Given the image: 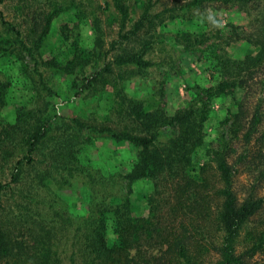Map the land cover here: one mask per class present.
Instances as JSON below:
<instances>
[{
  "label": "trees",
  "instance_id": "obj_1",
  "mask_svg": "<svg viewBox=\"0 0 264 264\" xmlns=\"http://www.w3.org/2000/svg\"><path fill=\"white\" fill-rule=\"evenodd\" d=\"M15 1L23 20L0 11V55L20 63L31 94L11 122L0 119V264H264V0H44L30 15L38 0ZM232 9L244 25L217 14ZM65 11L72 27L88 23L90 49L75 39L67 59L43 60L51 22ZM168 23L182 28L168 29L167 41L159 29ZM68 31L61 24L63 39ZM163 44L174 58L164 48L155 58ZM162 66L153 108L124 91L129 77ZM52 74L68 77L75 99L111 76L117 121L59 114ZM170 85L187 95L180 106H169ZM9 86L0 78V109ZM99 138L125 142L128 163L102 171L82 162ZM139 180L150 188L137 214ZM76 184L78 208L61 197Z\"/></svg>",
  "mask_w": 264,
  "mask_h": 264
},
{
  "label": "rangeland",
  "instance_id": "obj_2",
  "mask_svg": "<svg viewBox=\"0 0 264 264\" xmlns=\"http://www.w3.org/2000/svg\"><path fill=\"white\" fill-rule=\"evenodd\" d=\"M30 0H27V2ZM44 0H38V3H28L29 15L32 13L34 8L38 4L42 3ZM135 0H129L130 3H133ZM15 0H4L0 4V11L5 19L21 22L22 16L18 15V11L14 7ZM31 12V13H30ZM132 17L137 14V10L133 9ZM222 22L229 18L236 24H245L246 18L243 13H236L234 9L232 11H217ZM61 24H67L69 31L68 37L63 39L59 33ZM75 24V18L71 11H65L60 13L56 18L51 22L49 33L46 36L41 48L40 54L43 60L55 59L58 61H63L70 56V46L73 40L77 39V45L87 51L90 49L92 42V32L89 29L88 23L86 21L77 22L76 27H72ZM189 25V24H188ZM186 25L188 28H190ZM185 27V24H184ZM176 28H182V25L179 26L177 23H168L166 27L159 29L160 35L164 36L163 39L167 40V36L170 33L169 30H174ZM168 41V40H167ZM105 47L108 46L106 43ZM157 53L155 55L156 59H161L167 56L162 52L163 48L167 49L169 52L168 45H158L156 46ZM172 53V52H171ZM174 58V54L172 53ZM193 60L195 58L191 57ZM188 66L192 67L193 70H197L198 67L193 61H186ZM182 65H185V61ZM162 68H154L149 70V72L144 75H135L129 77V79L123 84L124 91L129 95L133 96L138 100H142L144 104H149V108H153L156 103H159L158 97H150L149 94H153V88L157 87L158 82L161 80L162 74L159 73V70ZM165 70V69H164ZM199 70V69H198ZM171 70H168V72ZM198 72V71H196ZM54 89L57 91L56 99H53L52 102L55 103L56 109L59 114L66 116H71L74 114H80L87 119L102 120L105 115H109L113 120L117 121L116 116L113 115V108L116 106L117 97L114 96V88L112 87V80L108 76L106 77L105 84L100 83L97 87V91L92 95L83 99L71 98L67 90V78L65 75L52 74ZM0 78L10 81V86L5 92V104L0 109V119L7 122H11L14 117L15 107L20 106L26 103L30 97L31 89L29 80L27 77L22 74L20 63L15 60L13 56L0 55ZM175 81V80H174ZM172 83V82H171ZM173 85V84H172ZM172 85L168 88L171 95L168 96V102L170 108L173 106H180L182 102L180 98H186L187 95H183L182 86L178 87L177 98L174 96L172 91ZM103 86V87H101ZM111 87V88H110ZM182 100V99H181ZM217 105L215 104L214 107ZM147 109V107H145ZM112 113V114H111ZM216 119L212 118L208 121L207 132L212 134V128L216 127ZM130 150L125 142H114L105 138H99L90 143L87 146L82 148L79 158L82 162L89 161L93 162L94 165L100 167L101 170H110L116 171L118 169V164L128 163V155ZM132 154V152H131ZM202 159L200 152L196 155L194 162L195 165L199 163ZM102 170V171H103ZM245 183V175L242 174L235 179L234 188L239 193L244 188L243 184ZM132 192L130 194V200H132L133 209H136V213H141L143 211L144 199L142 198L143 194H146L149 191L150 184L147 180L135 181L132 186ZM79 186L76 184L73 188L64 191V194L61 196L65 203L72 202L76 208L80 207V200L76 197L78 195ZM63 193V192H62ZM83 194L81 195L83 197ZM135 212V211H134Z\"/></svg>",
  "mask_w": 264,
  "mask_h": 264
},
{
  "label": "crops",
  "instance_id": "obj_3",
  "mask_svg": "<svg viewBox=\"0 0 264 264\" xmlns=\"http://www.w3.org/2000/svg\"><path fill=\"white\" fill-rule=\"evenodd\" d=\"M195 73L194 74H192V73H189V76L191 75V76H193V79H195L196 78V76L195 75H199L200 74V72H199V70L197 69V70H193ZM196 71H198V72H196ZM180 86H182V85H180Z\"/></svg>",
  "mask_w": 264,
  "mask_h": 264
}]
</instances>
